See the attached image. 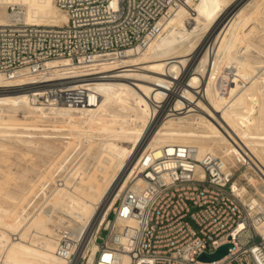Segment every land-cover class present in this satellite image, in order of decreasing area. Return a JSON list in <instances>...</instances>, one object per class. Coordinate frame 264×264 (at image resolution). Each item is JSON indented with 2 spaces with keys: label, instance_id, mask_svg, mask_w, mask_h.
Wrapping results in <instances>:
<instances>
[{
  "label": "bare ground",
  "instance_id": "1",
  "mask_svg": "<svg viewBox=\"0 0 264 264\" xmlns=\"http://www.w3.org/2000/svg\"><path fill=\"white\" fill-rule=\"evenodd\" d=\"M234 1L187 0L161 19L160 31L150 36L145 46L129 49L124 57L99 58L86 66L68 58L43 62L41 69L48 77L45 81L58 84L61 91L99 96L95 104L84 108L41 102L32 91L44 95V88L31 89L37 80L25 68L18 69L13 78L0 72V138L44 151L60 141L61 148H55L62 159L55 162L57 168L66 158L64 154L87 145L79 161L61 178L67 180L64 189L56 190L55 186L50 194L44 191V200L33 211L45 219L60 209L79 223L72 238L73 229L65 225L72 240L67 253L75 252L71 264H76L81 250L96 252L98 245L86 246L88 242L84 241L99 218L96 231L107 223L110 207L147 151L159 157L162 147L189 145L197 149L199 159L210 152L230 165L237 164L241 155L264 163V70L258 69L264 66V59L250 61L244 56L250 44L264 52V46L252 40L257 33L264 35V10H252L249 0L231 9L226 18L225 9ZM188 15L196 24L179 37ZM11 20L62 25L68 15L54 0H0V24ZM199 47L200 54L194 58ZM21 86L24 89H16ZM198 87L200 91L196 92ZM75 121L88 124L90 129L95 127L102 134L99 141L94 136L84 139L76 126V135L66 130ZM47 125L50 127H44ZM66 136L72 140H64ZM91 153L107 174L100 181V172L93 175L97 178L88 177L92 190H78L75 180L86 176L82 163ZM245 176L256 183L251 175ZM259 193L264 195L260 189ZM9 198L17 201L18 197ZM254 200L264 202V198ZM19 209L20 213L26 211L25 206ZM33 212L22 213L24 216L13 211L0 214V264H69V256L58 254L56 238L38 236L43 227ZM117 225L121 227L122 223L118 221Z\"/></svg>",
  "mask_w": 264,
  "mask_h": 264
},
{
  "label": "built area",
  "instance_id": "2",
  "mask_svg": "<svg viewBox=\"0 0 264 264\" xmlns=\"http://www.w3.org/2000/svg\"><path fill=\"white\" fill-rule=\"evenodd\" d=\"M186 1L54 0L67 13V23L0 24V72L13 78L25 68L37 80L30 88H44V95L35 90L33 96L50 105L95 104L96 94L63 92L45 81L41 64L68 58L86 66L99 58L124 57L145 46L160 31L161 19ZM259 189L264 191V163L248 156L230 165L210 152L199 159L189 145L162 147L159 157L149 150L111 209L112 218L108 213L96 231V252L81 250L76 264H264V202L254 200L264 198ZM67 231L58 228V254L69 256L71 264L75 252L67 253L72 243ZM227 243L231 246L220 260L199 259Z\"/></svg>",
  "mask_w": 264,
  "mask_h": 264
},
{
  "label": "rangeland",
  "instance_id": "3",
  "mask_svg": "<svg viewBox=\"0 0 264 264\" xmlns=\"http://www.w3.org/2000/svg\"><path fill=\"white\" fill-rule=\"evenodd\" d=\"M250 1H251L250 8L252 10L254 9L255 11H258V12L264 10V4H263L264 0H257V1L250 0ZM250 1L249 0H235L234 2L230 3V5H228L225 9L226 11L224 13L225 17L226 18L230 17L229 12H231L230 11L231 9L235 8L236 6L240 4L248 3ZM9 10L12 11L10 8ZM195 24H196V20H194L191 15L186 16V19L183 22V26H180L181 33L179 37L181 36V34L185 33L186 30L192 29ZM263 36H264L263 33H257L256 35H253L252 40L257 45L264 46ZM208 37L209 35L204 37V43L208 40L207 39ZM209 44H207V48ZM200 47L197 49V52L194 54L195 56L194 58H196L198 53L200 54ZM237 48H238V45H237ZM212 49L213 48H211L212 52H210L209 54L210 57L213 56ZM244 56L250 61L255 60V59L260 60V59H264V52L260 49V47L250 44L249 50L245 51ZM261 68L264 70V66L258 67V69H261ZM227 70L229 71V69ZM184 73H187V70ZM180 79H181V73H180ZM24 87L25 86L16 87V89H20V88L24 89ZM196 89H198L196 92L200 91L199 87L195 88V90ZM42 100L40 101L41 102L45 101L44 98ZM45 123L49 124L50 122H45ZM71 124L74 125V123H70L69 125ZM81 125L82 127L84 126L83 129H86L85 131H87V129L89 131L85 132L83 129H80L82 128ZM87 125L88 124L86 123L84 125V123L82 124V122L80 123L76 122L74 126L71 125L70 127H67L68 129L66 128V130L71 131L70 133L72 134H75V133L78 134L77 132H80L78 135L82 134L83 138L85 137L84 139H86V136H94L95 141H99L98 140L99 134L100 135L102 134L101 133L98 134L95 127L90 129L91 127L88 128L89 125L88 126ZM75 126L78 129L77 132H74L77 130V129H74ZM44 127L48 128L50 127V125H47ZM81 130L85 134H83ZM44 131L51 132L49 130H44ZM66 137H68L69 139L65 138L64 140L66 139L67 141L72 140L70 139L71 136H66ZM124 145L128 146L129 143H124ZM61 146H62V143L60 141H57V143H55L54 145V148L47 149L44 151L43 148H39V149L32 148L22 143L15 144L13 141L4 140L0 138V189H1L0 214L4 212H12V211L14 213L16 212L15 214H20L21 216H24L23 214H26V215L30 214L34 211L35 205L38 202L40 204L44 200L42 199L44 197V191L47 194H50L51 192L50 190L55 188V186H56V190L64 189L63 187L65 186V184L63 183H66L67 180L62 181L61 178H63L68 173V171L74 166V164H76L79 161L87 145L86 144L78 145L75 149L73 150L71 149L69 152L64 154L66 158L62 161V165L57 168L55 162H57V160H62L59 158L60 155L58 154L59 152L58 149L61 148ZM55 148H58V149H55ZM82 165H83V170L87 171V173H86V176L84 175L82 177V179L75 180V182L77 183L76 187H78L77 188L78 190L85 189V188L92 190L90 188L91 184L87 181L88 177L94 178L96 176H93V175L94 174L97 175L100 172V178H98L99 180L102 177L106 176L107 172L105 170L101 171L102 167L100 163H95V159L93 158L92 153L88 154L85 157ZM40 185H44L43 186L44 189L41 190L39 188ZM9 195H15L16 197H18L17 201L16 199H15L16 202L10 199ZM51 195L54 197L56 195V192L55 193L53 192ZM16 204L18 206H16ZM21 206H25L26 211H24V213L22 212L23 214L20 213L19 208H21ZM111 207H110V211L108 212L110 213L109 218H112L111 209L113 207L112 208ZM33 216H34V219H36L37 221L39 219L37 223L43 227V232H41L38 236L54 237L56 238V240L59 241L58 239L59 234L57 233V227H59L58 225H60L61 227H65V225H67L71 229H73V232L70 235L71 238L76 236L77 234L79 223L74 221L71 218H68L66 215V212L63 210L59 209L57 213L55 214L52 213L49 218H45V219L40 218L38 213H35V212H33ZM64 217H67V218H64ZM101 219L99 218V221H97L93 225V229L91 230L89 238H87V240L84 241V242H88L86 246L89 244L97 245L96 243H94V235L96 234L95 231L98 228ZM52 225H54L55 227H52ZM106 233H107V230L104 229L102 232V236H106ZM83 240L84 238L82 239V241ZM84 242H81V243H84Z\"/></svg>",
  "mask_w": 264,
  "mask_h": 264
},
{
  "label": "water",
  "instance_id": "4",
  "mask_svg": "<svg viewBox=\"0 0 264 264\" xmlns=\"http://www.w3.org/2000/svg\"><path fill=\"white\" fill-rule=\"evenodd\" d=\"M231 246L230 243L224 244L221 247H219L215 252L213 253H203L199 256V259L206 262H212L216 260H220L223 258L227 252L229 247Z\"/></svg>",
  "mask_w": 264,
  "mask_h": 264
}]
</instances>
